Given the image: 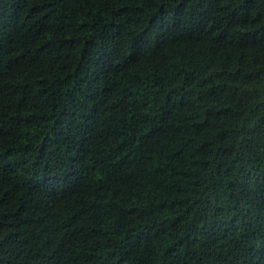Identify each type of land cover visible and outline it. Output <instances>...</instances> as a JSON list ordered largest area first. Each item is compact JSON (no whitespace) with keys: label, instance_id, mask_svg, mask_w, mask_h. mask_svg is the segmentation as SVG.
<instances>
[{"label":"trees","instance_id":"1","mask_svg":"<svg viewBox=\"0 0 264 264\" xmlns=\"http://www.w3.org/2000/svg\"><path fill=\"white\" fill-rule=\"evenodd\" d=\"M0 264H264V0H0Z\"/></svg>","mask_w":264,"mask_h":264}]
</instances>
